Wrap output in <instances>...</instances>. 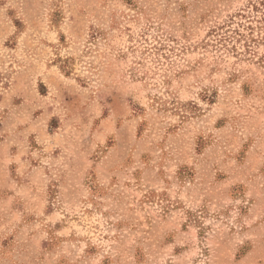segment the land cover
I'll return each instance as SVG.
<instances>
[{
  "label": "rangeland",
  "instance_id": "374dc122",
  "mask_svg": "<svg viewBox=\"0 0 264 264\" xmlns=\"http://www.w3.org/2000/svg\"><path fill=\"white\" fill-rule=\"evenodd\" d=\"M0 264H264V0H0Z\"/></svg>",
  "mask_w": 264,
  "mask_h": 264
}]
</instances>
